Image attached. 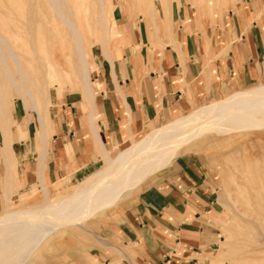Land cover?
<instances>
[{"label": "rangeland", "instance_id": "obj_1", "mask_svg": "<svg viewBox=\"0 0 264 264\" xmlns=\"http://www.w3.org/2000/svg\"><path fill=\"white\" fill-rule=\"evenodd\" d=\"M68 1L71 2V11H75L77 6L82 10L81 33L84 53L90 68L89 78L95 74L94 62L99 54L106 57L117 48L125 47L128 43L122 39L131 37L132 33L137 31L138 24L144 26L145 31L151 35H157L160 42L168 45L180 44L186 38H198L202 44H210L213 32L221 29L222 17L236 5L244 4V0H104V23L101 24L96 3L90 0ZM254 1L255 5L256 2H263L264 11V0ZM35 13L39 14L48 29H52L43 33L42 50L27 46L28 41L35 40L36 36L32 32L26 33V20L31 19ZM121 23L127 26L120 28ZM47 27L44 30H47ZM103 27L110 31H104ZM126 33L130 35L127 34L120 40ZM0 37L5 41L7 39L23 62L22 66L30 74L34 102L41 110L44 108L47 122V139L44 144L40 141V128L35 112L25 109L22 99L6 84L0 65L1 216L6 211H21L41 206L44 203L43 187L47 202L58 200L66 190H72L99 169H103L105 163L104 150L100 146L101 162L93 173L81 180L64 179L51 184L43 173L40 176L31 174V177H28V167L24 168L17 156L19 147L25 144L27 149L38 153L39 161L44 147L46 149L52 142L56 130L65 127L68 104L78 98L92 111L93 102L81 80L77 53L69 41L68 32L52 21L43 0H0ZM54 37L60 43L59 51L55 53L51 47ZM45 64L52 68V73H46L42 68ZM10 70L16 79L12 65ZM263 84L264 82H259L229 94ZM229 94L221 95L215 101L204 102L194 110L217 102ZM26 102L29 104V99L26 98ZM167 121L156 125L155 128L161 127ZM151 128L154 127L149 126L127 144L108 150L109 158H114L132 142L144 137ZM187 149L179 153V157L174 161H197L210 175L217 193L219 215L214 219V245L203 248L201 255L191 263L179 262L176 257L157 264H264V252L254 254L258 246L264 248V129H239L216 134L211 132L191 142ZM34 158L35 154L31 155L29 160ZM161 173L162 171L154 175L149 174L141 184L124 191L115 206L91 215L92 217L75 225L77 228L74 225L60 226L61 230L59 226L55 227L53 234L47 237L49 240L45 242L46 238L44 242L51 244L65 241L70 251L64 253L56 250L50 257H47L48 254L38 255L35 251L28 263L32 260V264H62L60 261L64 260V264H155L143 259L140 262L139 258H143L145 245L125 238V213L129 208L135 207L138 195L150 187L155 177ZM36 255L38 259L34 258Z\"/></svg>", "mask_w": 264, "mask_h": 264}, {"label": "crops", "instance_id": "obj_2", "mask_svg": "<svg viewBox=\"0 0 264 264\" xmlns=\"http://www.w3.org/2000/svg\"><path fill=\"white\" fill-rule=\"evenodd\" d=\"M254 3L244 0L230 9L210 44L186 38L168 45L138 24L131 37H120L128 43L125 47L106 57L100 53L89 78L92 111L78 98L68 104L65 127L56 130L45 149L47 181L81 180L98 167L102 149L113 150L149 126L264 82L263 2ZM17 156L28 167V177L36 176L39 154L24 144ZM161 171L125 213V238L145 245L140 262L157 264L177 257L191 263L203 248L214 245L217 193L197 161L176 160Z\"/></svg>", "mask_w": 264, "mask_h": 264}, {"label": "bare ground", "instance_id": "obj_3", "mask_svg": "<svg viewBox=\"0 0 264 264\" xmlns=\"http://www.w3.org/2000/svg\"><path fill=\"white\" fill-rule=\"evenodd\" d=\"M90 1L96 3L99 20L103 24L104 0ZM43 3L52 16V21L68 32L69 41L74 47V52L77 53L81 80L88 97L93 102L94 94L89 82L90 68L84 53L81 33L80 13L82 10L76 4L78 9L74 8L75 11H71V2L68 0H43ZM40 18L39 14L35 13L31 19L26 20V33L32 32L36 36L35 40L28 41L27 46L35 47L34 50H42L43 33L52 30L48 29L43 22L47 27V30H44L46 27ZM104 28L106 31L107 28L102 29ZM103 33L105 35V32ZM58 46L60 43L54 37L51 46L54 53L59 51ZM11 47L7 39L5 41L0 37V65L3 76L6 84L13 88L17 97L22 99L25 109L35 112L40 128V141L45 144L47 139L45 136L46 112L44 108L42 110L38 108L34 102L30 87L33 81L22 66L23 62ZM11 65L14 67L16 79L12 76ZM42 68L49 74L53 71L47 64ZM26 98L29 99V104ZM249 128L264 129V84L260 87L233 92L217 102L167 121L161 127L151 128L144 137L132 142L129 147L117 153L112 159L108 156L109 152L104 150L105 167L99 169L82 184L73 187L72 190H66L58 200L47 202L45 187H43L44 203L41 206L21 211H6L0 216V264H27L35 251L38 255L48 254L47 257H50L51 253L56 250L68 253L70 250L65 241L45 243L55 227L59 226V229L60 226L74 225L76 227L75 225L92 217L91 215L115 206L124 191L141 184L149 174H157L168 167L174 159L179 157V153L187 151L189 144L195 142L196 139L211 132L216 134ZM6 130H8L7 127ZM44 153L45 147L38 162L37 176L43 173ZM262 252L264 248L258 246L254 254ZM34 258H37V255ZM30 261L32 264V260ZM60 262L64 264V260Z\"/></svg>", "mask_w": 264, "mask_h": 264}]
</instances>
